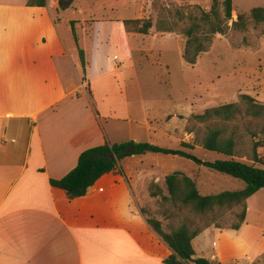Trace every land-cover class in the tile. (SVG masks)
Here are the masks:
<instances>
[{
	"label": "crops",
	"instance_id": "1",
	"mask_svg": "<svg viewBox=\"0 0 264 264\" xmlns=\"http://www.w3.org/2000/svg\"><path fill=\"white\" fill-rule=\"evenodd\" d=\"M27 1L0 0V264H164L171 254L165 243L154 237L145 246L151 240L142 241L130 225L134 213L156 200L149 184L163 186L164 175L147 161L155 157L124 159L82 198L70 200L50 185L72 171L84 151L134 141L131 125L147 129L149 123L132 118L125 93L118 104L123 74L105 61L107 51H94L101 61L91 77L81 48L83 76L71 31L78 22L65 15L76 10L73 0H63L65 10L56 0L45 7ZM90 16V22L102 20ZM139 189L147 203L140 202ZM252 197L238 230L209 227L193 240L197 256L207 253L212 264H226L247 251L240 232Z\"/></svg>",
	"mask_w": 264,
	"mask_h": 264
},
{
	"label": "rangeland",
	"instance_id": "2",
	"mask_svg": "<svg viewBox=\"0 0 264 264\" xmlns=\"http://www.w3.org/2000/svg\"><path fill=\"white\" fill-rule=\"evenodd\" d=\"M222 1L218 0L217 7L220 16ZM92 2L95 4L91 5ZM72 3L76 5V10H69L65 15L78 22L75 34L79 47L86 49L91 77L101 61L97 56L100 53L95 55L94 51L97 49L103 54L107 51L109 60L105 61L113 67L121 66L119 71L123 74V79L118 74L115 89L118 104L123 103L120 96L123 97L125 93L132 118L148 117L147 129L138 124L131 125L130 140L171 150L181 149V143H192L193 150H181L205 162L225 160L226 157L222 155L203 150L195 141V133L198 131L201 137L205 125L198 124L192 116L227 104H237L243 110L241 97L244 95L264 105V23H256L250 15L252 9L264 8V0H232L231 20L226 35H215L208 50L198 57L193 66L183 59L185 39L178 27L183 23L186 25L188 17L209 13L211 0H73ZM178 13L184 18L180 26ZM237 14L243 15L244 29L232 27V23L237 21ZM90 15L102 19L101 22H90L93 19ZM104 18L117 19V22ZM148 19L154 26L146 36L124 30L123 22L126 20ZM163 19L175 22L176 31L158 32L155 24ZM263 124L241 115L229 125V130L236 127V137L239 139L233 157L235 160L253 165V144L264 140L259 134ZM189 129L194 132L189 133ZM251 133L258 135L253 138ZM256 153L262 163L256 166L264 169V146L256 149ZM142 157H155L154 161H147L151 166L158 167L156 173L159 178L179 171L190 177L204 196L239 191L244 187L241 180L209 171L178 156L148 154L134 158ZM127 163L131 164V160ZM161 189L167 195L164 183ZM138 192L140 202L147 203L143 190L139 189ZM158 201L156 199L151 206L145 205L141 215L134 213L130 222L131 226L141 231L142 241L145 238L151 240L150 244L144 242L145 246H151L154 237L162 241L147 224L148 219L160 221L163 231L169 233V222L160 214ZM248 204L251 211L240 232L248 249L233 256L232 261L226 264H264V191L257 192ZM238 212L239 209H233L221 215L197 217L195 221L200 226L214 222L227 229L237 222ZM183 215L191 216L187 211ZM152 231L157 236H153ZM207 256L210 257L207 253L202 257L208 259Z\"/></svg>",
	"mask_w": 264,
	"mask_h": 264
},
{
	"label": "trees",
	"instance_id": "3",
	"mask_svg": "<svg viewBox=\"0 0 264 264\" xmlns=\"http://www.w3.org/2000/svg\"><path fill=\"white\" fill-rule=\"evenodd\" d=\"M48 0H28V7H45ZM56 8L65 10L68 7L63 0H56ZM209 13H200L199 16L188 17L186 25L184 18L179 15V32L185 39L183 59L186 64L193 66L198 57L206 52L211 45L215 35H226L228 23L231 20L232 0L222 1V16L218 13V0H211ZM252 19L256 23H264V8H254L250 11ZM71 22V31L74 44L77 48L81 71L83 76L86 71V61L83 50L79 47L78 38ZM124 30L127 33H134L146 36L153 28L151 20H126L123 22ZM243 15L237 14V21L232 27L244 29ZM160 33H173L176 31L175 22L170 23L163 19L155 24ZM243 110L237 104H227L207 109L202 114L193 115L192 119L198 124L205 125V131L200 137L199 132L195 133V141L200 147L208 152H213L226 157L225 160L205 162L198 160L193 155L181 149L193 150L194 145L181 143L178 150H171L154 146L144 142L129 141L119 144H104L84 151L78 158L76 167L60 180H50L53 188L63 190L70 200L82 198L89 188L101 177L115 171L119 163L132 156L163 155L178 156L193 161L209 171L241 180L244 187L239 191H223L218 194L201 195L195 182L187 175L176 171L164 177V186L167 195L155 183L148 186V194L151 198L158 199L160 214L169 222V233L162 229L160 221L148 219L149 227L165 243L170 255L164 258V264H212L204 257H199L193 249V240L204 230L214 226L216 229H223L212 222L205 225H198L197 217L208 215H221L224 211L239 209L236 214L237 222L227 229L238 230L244 223L246 216L247 200L260 190H264V169L257 167L262 165L256 153V149L264 146V140L253 144L251 161L253 165L237 161L233 157L239 139L236 137V127L229 130L238 116L245 115L251 119L264 123V105L255 103L249 96L241 97ZM170 118V117H169ZM215 122V124H210ZM211 125V127L209 126ZM264 125V124H263ZM261 138H264V126H261ZM189 133L194 132L189 129ZM248 132V130H247ZM258 134L251 133V137ZM262 140V139H261ZM187 211L191 216L183 215ZM194 217V219H193ZM176 220H178L176 222Z\"/></svg>",
	"mask_w": 264,
	"mask_h": 264
}]
</instances>
